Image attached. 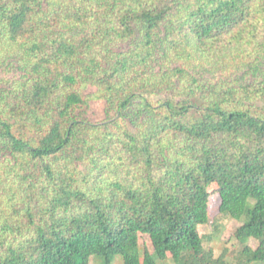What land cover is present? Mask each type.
<instances>
[{"label":"trees","instance_id":"16d2710c","mask_svg":"<svg viewBox=\"0 0 264 264\" xmlns=\"http://www.w3.org/2000/svg\"><path fill=\"white\" fill-rule=\"evenodd\" d=\"M9 61L0 264H226L200 233L213 186L239 264H264V0H0ZM92 101L122 124L79 119Z\"/></svg>","mask_w":264,"mask_h":264},{"label":"rangeland","instance_id":"374dc122","mask_svg":"<svg viewBox=\"0 0 264 264\" xmlns=\"http://www.w3.org/2000/svg\"><path fill=\"white\" fill-rule=\"evenodd\" d=\"M47 2H44L43 8H47ZM161 63H156L154 65V70L159 71ZM25 74L19 69L17 63L14 61H9L4 65H0V90L9 89V87L17 81H22ZM259 78L258 74L253 71L246 69L244 72L235 75L232 80H227L230 82L237 83H253ZM205 79L209 84L219 83L221 80L226 81L224 77L216 75H205ZM95 89L87 88L84 92L90 93ZM75 115L84 121L91 124H110V128L114 125L122 124V121H118L117 111L111 109L105 101H92L87 107L78 109ZM112 123L114 125H112ZM68 153H72L75 156L77 164H80L81 160V149L75 144L72 146ZM9 157L8 153L1 154L0 159L3 157ZM212 196L210 198V219L208 224L200 227V233L204 238L214 237L213 240L205 241V247L207 249H212L216 257L224 256L226 264H239L240 255L243 250L241 244L235 239V233L237 229L241 226L240 223L230 220L218 212L219 207V195L216 193V186L211 188ZM140 244L142 246H147L151 252H154L152 242L149 237L141 236ZM250 246L256 249L258 244L256 242H251ZM99 261H93L92 264H102V259L98 258ZM118 260H123L119 258ZM119 261H116L115 264ZM162 264V263H161ZM169 264H174L171 261Z\"/></svg>","mask_w":264,"mask_h":264},{"label":"crops","instance_id":"0c3cea01","mask_svg":"<svg viewBox=\"0 0 264 264\" xmlns=\"http://www.w3.org/2000/svg\"><path fill=\"white\" fill-rule=\"evenodd\" d=\"M116 261H119V262H117V263H120V264H124V262H123V260H116ZM116 261H115V263H116ZM171 261H169V263H170Z\"/></svg>","mask_w":264,"mask_h":264}]
</instances>
